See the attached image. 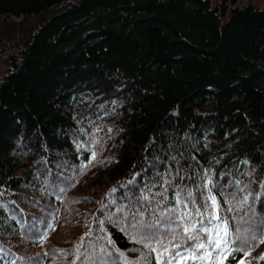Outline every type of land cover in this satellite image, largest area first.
Returning <instances> with one entry per match:
<instances>
[{
  "label": "trees",
  "instance_id": "trees-1",
  "mask_svg": "<svg viewBox=\"0 0 264 264\" xmlns=\"http://www.w3.org/2000/svg\"><path fill=\"white\" fill-rule=\"evenodd\" d=\"M0 46V264H73L82 237L135 260L129 212L152 220L185 187L191 211L205 174L255 237L226 264H264V7L0 0Z\"/></svg>",
  "mask_w": 264,
  "mask_h": 264
},
{
  "label": "snow or ice",
  "instance_id": "snow-or-ice-1",
  "mask_svg": "<svg viewBox=\"0 0 264 264\" xmlns=\"http://www.w3.org/2000/svg\"><path fill=\"white\" fill-rule=\"evenodd\" d=\"M95 142L99 143V141ZM77 147L80 148L82 145H77ZM96 155V152L93 151L91 159L87 164H82L81 169H87L96 160ZM201 180L204 181L199 186L203 202L191 211L188 206L195 205V197L193 192L185 187L178 188L174 192V206L169 208L165 204L159 216H155L152 220H144L143 212L140 210L132 209L129 212L131 221L134 223L130 221L128 227L121 228V231L130 229V239L140 245L139 248L131 250L138 254L135 260L128 259L123 252L116 249L110 238L105 239L111 250L102 247L99 249L98 255L95 248H92L91 251L84 250V238L82 237L74 250L73 264H77V261L80 264H119L120 261L123 264H189V262L191 264H226L229 256L234 258L237 252L246 248L248 239L255 237L242 235L239 222L233 232L229 218L219 214L221 206L213 194L215 185L212 179L208 174H205ZM164 184L171 185V181L165 180ZM60 191L63 192L64 189L62 188ZM159 195L160 202L167 200L164 192ZM143 200L147 202L149 197L144 196ZM246 202L247 197H244V200L239 203ZM225 204L231 205V201L225 199ZM118 211H123V209ZM228 211H232L231 206L228 207ZM125 219L127 220V217ZM232 219L236 218L232 217ZM240 220L245 221V218L241 217ZM108 222L116 223L111 217L108 218ZM98 224L102 226L104 221H98ZM47 227L52 228L53 225L49 224ZM100 230L104 231L102 227ZM85 235L91 237L92 233L89 232ZM46 237L47 231L39 234L41 242ZM262 241H264V237H262ZM58 251L64 252L65 250ZM113 252H116L118 259L112 258ZM259 259H264V254ZM239 264H244L243 260L239 261Z\"/></svg>",
  "mask_w": 264,
  "mask_h": 264
},
{
  "label": "rangeland",
  "instance_id": "rangeland-1",
  "mask_svg": "<svg viewBox=\"0 0 264 264\" xmlns=\"http://www.w3.org/2000/svg\"><path fill=\"white\" fill-rule=\"evenodd\" d=\"M237 2H239V3H246V2H252V3H255V4H257V5H259V6H262V7H264V0H237ZM0 47H2V46H0ZM13 47H11V52H12V49ZM5 52H6V50L4 49V50H2L1 51V48H0V74H1V72L4 70V64H5V66H7L6 65V60H7V58H6V56L4 55L5 54Z\"/></svg>",
  "mask_w": 264,
  "mask_h": 264
}]
</instances>
